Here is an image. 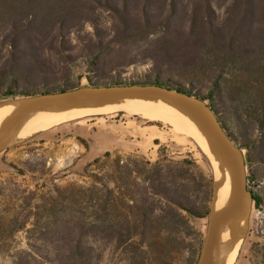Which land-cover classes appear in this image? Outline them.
<instances>
[{"label": "rangeland", "instance_id": "374dc122", "mask_svg": "<svg viewBox=\"0 0 264 264\" xmlns=\"http://www.w3.org/2000/svg\"><path fill=\"white\" fill-rule=\"evenodd\" d=\"M87 76L159 78L201 95L217 80L215 109L244 147L261 198L236 264H264V0H0V103L26 98L2 99L9 86L54 91L88 86ZM152 124L164 139L151 138ZM169 126L95 113L0 153V264H196L216 166ZM91 134L107 136L95 152ZM95 180L99 206L62 199ZM159 190L203 217L147 193ZM146 206L155 211L142 215Z\"/></svg>", "mask_w": 264, "mask_h": 264}, {"label": "water", "instance_id": "95a60500", "mask_svg": "<svg viewBox=\"0 0 264 264\" xmlns=\"http://www.w3.org/2000/svg\"><path fill=\"white\" fill-rule=\"evenodd\" d=\"M163 98L190 116L202 132L214 142L222 165L232 177V192L229 203L218 212L211 210L207 230L196 264H219V236L223 228L249 219L254 202V194L248 187V174L242 148L232 140L223 128L216 111L197 94L163 87L156 84L81 86L62 92L43 93L26 97L21 106L10 115L0 127V153L15 141L13 138L20 126L40 108L70 109L84 106H100L126 98ZM9 101L1 102L0 105Z\"/></svg>", "mask_w": 264, "mask_h": 264}, {"label": "bare ground", "instance_id": "6f19581e", "mask_svg": "<svg viewBox=\"0 0 264 264\" xmlns=\"http://www.w3.org/2000/svg\"><path fill=\"white\" fill-rule=\"evenodd\" d=\"M21 104L20 101H9L0 105V127ZM118 110L139 116L148 122L169 124L171 126L172 137L178 142H185L188 138H191L205 156L208 157L211 164L216 166L211 205L212 211L218 212L227 206L232 192V177L227 168L222 165L214 142L206 137L190 116L163 98L150 99L138 96L95 107L84 106L64 110L40 108L20 126L13 141L24 140L39 132L60 126L68 121L85 118L95 113L107 114ZM148 128L151 131V138H165L164 133L158 130L155 125L152 124ZM248 228L249 220L243 219L221 230L219 236V264H236L238 250L243 244Z\"/></svg>", "mask_w": 264, "mask_h": 264}, {"label": "trees", "instance_id": "16d2710c", "mask_svg": "<svg viewBox=\"0 0 264 264\" xmlns=\"http://www.w3.org/2000/svg\"><path fill=\"white\" fill-rule=\"evenodd\" d=\"M85 79L87 80V85L90 86H110V85H132V84H142V85H148V84H156V85H160L163 87H168L171 89H176L179 91H184L187 92L188 94H197L198 96H201L204 100H206L211 106L212 108L216 111L215 109V102H216V97L218 95V91H217V80H212L209 81V83L211 84L210 88H208L207 92L205 95H201L200 93L196 92L194 90V87L191 86L190 88H185L184 85L176 83V82H171L169 81L168 83H161L160 79L157 78L155 82L150 83H141V82H136V81H113V82H108V83H95L91 77L87 76L85 77ZM81 87L80 84L71 88H66V87H61L58 90H42V91H35V92H30L27 88H22L20 90L14 89L11 86H9L5 92V94H3L2 99H7V98H16V97H30V96H35V95H40L43 93H53V92H62L65 90H70V89H75V88H79ZM217 113V111H216ZM218 115V113H217ZM219 120L221 121L223 128L226 130V132L229 134L228 132V128L226 127L225 123L222 121L221 117H219ZM230 135V134H229ZM230 137L232 138V140H234V142L237 144V142L235 141L234 137L232 135H230ZM78 140L86 147V142L85 140H83L82 138H78ZM240 148H244L242 145H240ZM106 156H109L110 154L107 152L105 154ZM99 158H96L94 160V162H98ZM245 161H246V167L248 166V159H247V155H245ZM255 180V178L251 175H248V187L250 188L251 183H253ZM99 184H101L100 181L95 180L93 182V184L90 187L87 188H83V189H79V190H71L69 193H66V195H61L62 199H72V203L74 206H81L82 204L86 203V204H90L92 206H99V201H100V187ZM109 194L111 193V190H108ZM253 192V191H252ZM59 193V192H58ZM149 196H151L152 199H155L157 197H161L162 199L166 200L169 204H173L175 206H177L179 209L186 211L189 215L194 216V217H203L200 216V214H198L197 212H195L193 209H191L189 206H186L185 204H183L180 201L174 200V198H172L171 196H168L167 194H165V192H162L161 190H159L158 192L153 191V192H147ZM254 202H253V207H259L261 204V198L258 197L254 192ZM55 202V201H54ZM147 210H151L152 212L155 211V207L149 208L148 206H146L145 208H141L140 213L143 215L146 213ZM211 210L208 209L206 211V216H209ZM152 214V213H151ZM100 215L98 213L94 214V218L92 221V225L96 228L99 224V219H100ZM82 219L76 217V216H72V220L71 223H73L75 226H78L80 229L82 228L81 225ZM202 247V246H201ZM200 250L197 254V260L200 254ZM56 262L58 264H67V262L64 260V257L62 256H57L56 258Z\"/></svg>", "mask_w": 264, "mask_h": 264}, {"label": "crops", "instance_id": "0c3cea01", "mask_svg": "<svg viewBox=\"0 0 264 264\" xmlns=\"http://www.w3.org/2000/svg\"><path fill=\"white\" fill-rule=\"evenodd\" d=\"M94 135V134H93ZM92 134L90 135V138L86 140L87 144H89V149L91 148V140L94 142V152L98 151V148H102L106 144L107 136L104 134L103 136L100 135L101 137L93 136ZM79 151H85L86 149L84 148V145L82 143H77Z\"/></svg>", "mask_w": 264, "mask_h": 264}]
</instances>
